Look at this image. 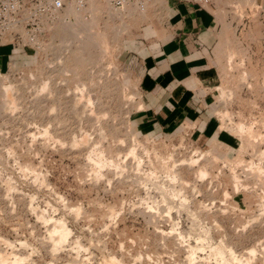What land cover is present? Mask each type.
I'll return each instance as SVG.
<instances>
[{
    "label": "rangeland",
    "instance_id": "1",
    "mask_svg": "<svg viewBox=\"0 0 264 264\" xmlns=\"http://www.w3.org/2000/svg\"><path fill=\"white\" fill-rule=\"evenodd\" d=\"M96 1L105 46L68 52L53 23L41 50L19 34L0 41V264H264L256 0L216 2L208 133L141 121L142 60L158 52L167 0L119 16Z\"/></svg>",
    "mask_w": 264,
    "mask_h": 264
},
{
    "label": "crops",
    "instance_id": "2",
    "mask_svg": "<svg viewBox=\"0 0 264 264\" xmlns=\"http://www.w3.org/2000/svg\"><path fill=\"white\" fill-rule=\"evenodd\" d=\"M256 2L258 14L264 13V0ZM217 6L216 2L202 7L185 0L166 1L158 52L146 54L142 60L140 87L149 109L141 120L144 127L158 122L170 128L185 119L205 133L213 131L207 130L211 122L206 121L205 101L215 78L209 55L219 44Z\"/></svg>",
    "mask_w": 264,
    "mask_h": 264
},
{
    "label": "built area",
    "instance_id": "3",
    "mask_svg": "<svg viewBox=\"0 0 264 264\" xmlns=\"http://www.w3.org/2000/svg\"><path fill=\"white\" fill-rule=\"evenodd\" d=\"M88 0H0V39L1 36L19 23L25 44L39 45L42 22L45 18L53 19L68 6L84 7ZM116 8L134 5L138 9L147 6L149 0H108ZM205 7L217 0H185Z\"/></svg>",
    "mask_w": 264,
    "mask_h": 264
},
{
    "label": "bare ground",
    "instance_id": "4",
    "mask_svg": "<svg viewBox=\"0 0 264 264\" xmlns=\"http://www.w3.org/2000/svg\"><path fill=\"white\" fill-rule=\"evenodd\" d=\"M104 1H106L109 4L108 10L111 11L112 16H114V15L119 16L120 14L121 15L128 14V13H131L133 11L132 8L134 5H131L132 8L129 6H125L123 8H116V7L112 6L108 0H104ZM218 1L219 0H217L216 2H218ZM221 1L223 2V0H221ZM126 7H129V8H126ZM134 7L141 13L146 12V9H147L146 8L147 6L144 7L143 9H138L136 6H134ZM205 7H207V6H205ZM77 9L80 11H77ZM101 9H102L101 3L99 1H96V0H88L87 3L85 4V6L81 7V8H77L75 6H68L61 13H59L55 18H53V19L45 18L42 22V29L45 30L46 25L49 23H53V25L58 24L59 28L62 29V31H63V34L60 35V40L62 41L63 48L68 52L70 51V52L75 53V52L86 51L88 49V47L90 45H93V44H95L96 46H99V45L105 46V44H106L105 35H102V34L100 35L98 33H95V31H94V25L96 24V15L99 11H101ZM82 10L84 11V13ZM70 17H73L74 21H72V20L68 21V18H70ZM53 25L50 26V29L53 28ZM16 32L24 33L21 23L14 26L10 30L6 31L1 36L0 41L3 39V37H5L8 34H11V36L14 38V35ZM57 32H59V31L57 30ZM74 44H76L75 49L72 47V46H74ZM42 47H43V42L41 40H39V45L37 46L38 50H41ZM46 86H47V83H45L44 88ZM84 89H86L85 85H84ZM84 89H83V91H84ZM80 91H81V89H80ZM82 95H84V94H82ZM3 99H4L5 103H7L9 100H11L8 93L4 94ZM90 100H91V97L88 98V101H90ZM176 148L173 147L172 149H176ZM132 152H133V150H132ZM194 152H195V150H193L191 152L190 157L194 154ZM173 153L175 156V150H173ZM134 154H135V152H134ZM174 159H176V158L174 157ZM182 160H180V161L177 160V161H178V163H180ZM201 174H205V172L201 171ZM165 193H166V191H165ZM62 230H64V229H62ZM64 232H65V230H64ZM64 235H66V234H64Z\"/></svg>",
    "mask_w": 264,
    "mask_h": 264
}]
</instances>
